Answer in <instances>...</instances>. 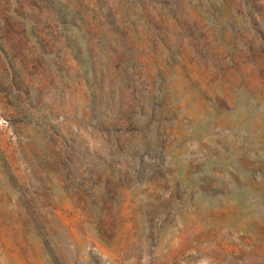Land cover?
Here are the masks:
<instances>
[{
  "label": "rangeland",
  "instance_id": "1",
  "mask_svg": "<svg viewBox=\"0 0 264 264\" xmlns=\"http://www.w3.org/2000/svg\"><path fill=\"white\" fill-rule=\"evenodd\" d=\"M0 264H264V0H0Z\"/></svg>",
  "mask_w": 264,
  "mask_h": 264
}]
</instances>
